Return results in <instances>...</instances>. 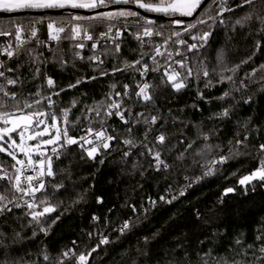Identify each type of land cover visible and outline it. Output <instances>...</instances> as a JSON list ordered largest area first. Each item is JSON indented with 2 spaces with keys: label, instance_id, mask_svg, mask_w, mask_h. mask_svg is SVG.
<instances>
[{
  "label": "trees",
  "instance_id": "16d2710c",
  "mask_svg": "<svg viewBox=\"0 0 264 264\" xmlns=\"http://www.w3.org/2000/svg\"><path fill=\"white\" fill-rule=\"evenodd\" d=\"M226 3L235 7L240 0H226ZM112 6L115 5H109L104 11H113L109 9ZM120 6L143 12L134 5ZM64 10L66 12L61 15L38 13L42 11L10 13L7 17H0V27L14 29L16 24H23L25 28L34 26L38 29L36 40L32 39L25 48L35 47L37 53H43L40 57L43 61L40 65L41 72L33 79L30 68L34 66L25 63L22 58L19 63L23 66L19 71L25 79L23 87L35 92L44 86L45 94H48L52 90L47 89L45 81L47 77H51L55 81V91L64 89L58 97H52L57 101V112L61 107H70L74 99L80 101L72 108L69 117L73 121L80 117L79 124L69 128V135L78 138L86 135V106L103 100L112 83L117 84L116 91L121 93L124 91V84L135 90L136 82L141 80L138 73H111L114 67L123 68L124 61L138 59L141 47L125 32L120 53L101 55L104 63L94 64L87 59L94 54L91 44H85L81 50L74 47L78 41L64 37L70 35L69 29L78 23L87 27L94 39H99V33L106 30V25L92 19L72 21L71 17L75 15L92 17L95 14L86 16L77 12L79 9ZM247 10L248 8H240L227 12L223 17V24L209 21L210 29L208 25H201L203 30H211L213 34L205 47L197 53V57L210 67L217 64L221 51L230 65L239 64L251 57L248 63L241 65L234 77L237 82L243 79L247 87L239 83H216L213 78L215 86L205 88L204 78L199 81L190 78L188 86L177 92L170 84L162 81V73L151 71L146 79L154 86V101L145 104L142 100L137 102L135 97L131 100L124 99L123 107L130 108L133 115L142 112L149 121L152 116L159 117L155 125H134L132 137L139 145L144 141L146 129L154 128L149 133L148 146H155L153 150L161 152V159L169 167L164 169L161 166L157 172L155 160L146 148L129 149L118 140L107 154L97 156L96 161L89 160L86 153H82L77 146H71L60 160L54 161L57 176L52 183L63 184L64 187L59 192L49 189L51 203L60 205L56 212L50 214L49 223L58 215L59 220L52 225L48 235L38 232L33 236L35 225L28 226L30 217L25 215L27 209L13 208L11 213L0 215V242L3 245L0 261L7 258L9 264H51L43 260V253H47L53 261L68 249H74L77 254H87L99 243V233L107 236L110 243L100 245L88 264H185L186 261L188 264H197L210 251L217 259L227 260L235 249L240 248L237 240L241 241L244 248L240 249L242 255L234 258H253V251L261 243L257 237L264 232V182L256 181L242 188L238 187V183L243 176L256 170L259 161L264 159L259 152L252 151L264 144V80H260V77H264V70L257 71L251 80L245 79L246 73L259 69L264 64V34L257 32L260 25L255 22L244 27L234 25L235 19ZM41 19L43 23H35ZM135 19L137 18L129 17L128 25ZM194 19L195 17L187 21ZM157 20L167 23L165 18ZM49 21L66 29L65 33H61V40L50 46L37 41L49 38ZM113 23L119 27L125 22L121 19ZM132 30L134 29L130 27L129 32ZM10 39L0 36V43ZM257 40L260 41L258 50ZM105 46L109 50L113 47L102 43L96 54L104 53ZM76 52H80L85 59L77 58ZM53 53H58L60 59H55ZM187 56L192 57V53H187ZM147 62L150 63V60ZM196 62V57H193L191 64L195 65ZM9 64L15 68L17 61L14 59ZM103 71L109 75L101 76ZM93 76L98 78L93 80ZM77 80L84 82L74 88L69 87L76 84ZM236 88L240 90L236 91ZM225 91H230L231 95L223 100L219 99ZM199 92L203 93V98ZM225 108L230 110L229 117L217 118V114ZM107 126L110 134L118 138L128 137V125H124L118 117L109 119ZM92 127L98 129L99 125L94 122ZM201 133L208 135L207 143L219 145L218 149H213L214 157L228 155V149L237 140H242L245 136L248 139L245 141L246 146H237L242 155L217 164L213 175L203 176L206 169L193 163V160H200V157L193 155L183 161L177 160L178 154L189 142L195 140L196 145L205 143ZM161 134L166 137L163 146L156 140ZM124 151L135 154L124 157ZM82 155L84 158H81ZM100 159L104 160L103 164L99 163ZM14 163L6 153H0V173L4 170L13 171L11 165ZM198 177L202 178L197 180ZM227 188H233L235 194L225 196ZM181 190H184L183 196L179 195ZM0 194L11 195L1 180ZM81 194L84 199L73 205L72 201ZM161 196L165 199L161 200ZM173 196L177 198L172 200ZM168 200L172 202L167 203ZM150 201H155V205ZM61 213L63 214L60 215ZM93 217H98V221H94ZM126 220L130 221V229L121 235L117 229ZM89 233L94 235L90 238ZM248 245H253V248L249 249ZM244 252H247L246 256L243 255Z\"/></svg>",
  "mask_w": 264,
  "mask_h": 264
},
{
  "label": "snow or ice",
  "instance_id": "6c2138e0",
  "mask_svg": "<svg viewBox=\"0 0 264 264\" xmlns=\"http://www.w3.org/2000/svg\"><path fill=\"white\" fill-rule=\"evenodd\" d=\"M134 5L135 8L143 10L145 13L154 14V17L143 16L138 11H133L130 8H120L113 11H100L92 17H83L75 15L71 17L72 21H81L84 19H92L99 21L106 25V30L99 33V39L94 40L93 35L89 34V29L80 24H74L70 29V35L64 37L66 39L80 41L81 37L88 41H93L91 49L94 54L87 57V59L97 65H102L104 60L101 55H115L119 54L121 50L122 37L125 32H128L133 39H135L141 47L139 58L131 62L124 61L123 68H113L111 74L116 72H130L138 73L141 80L136 82L135 90L130 89L128 84L123 85V93L116 91L117 84L110 85V91L105 94L101 101L94 102L91 106H86V113L84 119L88 120V127L86 128V135L81 137H73L69 135V128L76 127L79 124L80 117L74 121L69 117L72 113V108H75L80 101H71L70 107H61L57 112V101L53 100V96H59L61 91H55V81L51 77L46 78L47 89L52 90L45 94L44 86L38 88L35 92L26 90L23 85L25 79L20 74L19 69L23 66L19 61L23 58L25 63L33 65L30 68L33 79H36L41 72L40 57L43 53H37L35 47L25 48L24 45L30 43L32 39L37 38L38 29L36 27L25 28L23 24H16L14 29L0 27V36L10 37L8 42L0 43V56H6L7 60L0 59V153H6L15 161L11 165L14 170L11 174L7 170L3 171L0 179L5 180L6 190L11 192V195L0 194V215L11 213L13 208L25 207L28 211L25 215L30 217L28 226L33 229V236L38 232L48 235L52 225L59 220L60 216L51 219L49 223L50 214L56 212L59 204H53L50 200L49 189L59 192L64 185L59 183H52L55 181L57 172L54 171V161L60 160L62 155L66 154L71 146L75 145L81 149L82 153H86L89 160L96 161L97 156L107 154L112 147V142L117 141L122 143L127 148H146L148 153L153 156L155 160V167L157 170L167 169L169 165L161 159V152L154 151V147L148 146L149 133L154 131V128L148 127L145 131L144 141L137 145L135 138L132 137V127L136 124L143 123L145 125H155L158 116H152L149 121L144 113L132 114L130 108L123 107L124 99L131 100L135 97L136 101L142 100L145 104L154 101L152 89L153 85L147 82L146 77L149 71L161 72V79L165 84H170L171 87L179 92L188 86L190 78H195L199 81L201 78L205 79V88L214 87L213 78L216 83L224 84H237L247 87L243 79L237 82L234 77L236 76L242 64L249 62L251 57L241 61L239 64L230 65L221 51L217 57V64L209 66L197 57L201 48L209 42V37L213 34L211 30H203L201 25H208L209 21L225 23L222 19L225 11L234 12L236 9L248 8L243 15L235 19L234 25L244 27L253 22L258 23L260 27L257 29L259 34H264V0H240L239 4L235 7L229 6L226 0H209L205 5V0H0V12L3 13H16L25 11H43L53 9H100L108 8L109 5ZM204 5V7H201ZM215 5V7H213ZM250 6V7H249ZM199 10V11H198ZM129 17L137 18L128 25ZM155 17L165 18L167 23L158 22ZM195 17L192 21H186L183 18ZM124 20V24L117 26L114 21ZM35 23H43V20H38ZM232 25H230L231 27ZM134 30L129 32V28ZM115 28V32L113 29ZM49 32V39L59 42L61 40V33H65L64 26H58L56 22L49 21L47 23ZM155 38H159L158 40ZM100 40H110L113 47L107 49L102 54H96ZM189 40L196 41L189 43ZM44 44V41H38ZM169 45H180L186 49L188 53H192V57L183 55L180 51L173 52L169 49ZM75 48L83 49L85 44L77 42ZM257 50L260 48V41L256 42ZM147 48L148 50H144ZM181 56L180 60H174L173 56ZM55 59L59 60L58 53H53ZM75 56L81 60L85 59L80 52H76ZM163 58V63L157 58ZM196 57V64L192 65L191 61ZM147 58V59H146ZM17 61L15 68L11 67L9 61ZM150 60L153 67L149 68ZM66 63V61L64 62ZM139 65L140 67H137ZM183 71H178L177 67ZM264 70V64L260 65L259 69H253L252 72L245 74V79L251 80L256 76L257 71ZM101 76L109 75L108 72L103 71ZM166 77V80H164ZM98 77H91L95 80ZM264 80V77H260ZM82 80H77L76 84L69 87H76ZM236 88V91H239ZM203 98V93H198ZM231 95L230 91H225L219 99L223 100ZM119 98V99H117ZM250 99V98H249ZM246 103L248 101H245ZM94 114V115H93ZM230 110L225 108L222 112L217 114V118L223 119L229 117ZM113 116H116L128 125V137L118 138L116 135L108 133L107 122ZM96 123L99 128H93L92 124ZM16 134L15 137L13 134ZM205 143L203 145H196L193 140L187 144L182 152L177 156V160L183 161L188 156H198L200 160H193L206 170L203 176H211L215 173L216 165L223 164L229 159H234L242 155L237 146L245 145L248 137L242 140H237L233 147L228 149V155H219L214 157L212 155L213 149H218L219 145H212L207 143L209 137L207 134L201 133ZM131 137V138H129ZM17 138L18 141L17 142ZM158 144L163 146L166 137L161 134L156 137ZM35 142V143H31ZM183 143V141H181ZM194 145H196L194 147ZM246 146V145H245ZM252 151H257L264 156V144H261L258 149L253 148ZM124 157L134 155L131 151H124ZM21 157V158H18ZM81 158H84L83 155ZM203 161V163H201ZM99 163L103 164L104 160L100 159ZM48 178H51L50 180ZM202 177H198L197 180ZM252 181L264 182V159L259 161V166L251 174L243 176L239 180L240 185H248ZM10 186V188L8 187ZM189 187L191 185H188ZM233 188H227L225 194L233 192ZM184 190H181L179 195L183 196ZM177 197L173 196L172 200ZM84 199L81 194L72 204H78ZM161 200L165 197L161 196ZM172 200L166 201L171 203ZM154 206L155 201H150ZM11 205V207L9 206ZM135 211V208H133ZM61 213L60 215H62ZM98 217H93L94 221H98ZM130 229V221H125L122 226L117 229L121 235ZM19 235V234H17ZM91 238L94 234L89 233ZM99 243L85 254L84 252L76 253L74 249L63 251L59 257L54 261L47 253H43V260L51 262V264H88L89 257L92 253L96 252L100 245H107L110 243L107 236L99 233ZM147 239V238H146ZM257 239L261 243L252 253V259H235V256H241V250L244 245L240 240L236 243L240 248L235 249L229 255L227 260L217 259L210 251L201 257L197 264H264V232ZM75 244V242H73ZM249 249L253 245L247 246ZM3 251L2 242H0V252ZM257 252L259 253L257 255ZM244 256L247 252L243 253ZM0 264H9L7 258L0 261ZM17 264V262H13ZM185 264H188L186 261Z\"/></svg>",
  "mask_w": 264,
  "mask_h": 264
},
{
  "label": "built area",
  "instance_id": "2783aa9c",
  "mask_svg": "<svg viewBox=\"0 0 264 264\" xmlns=\"http://www.w3.org/2000/svg\"><path fill=\"white\" fill-rule=\"evenodd\" d=\"M228 11H225L224 13H223V16H222V19H224L223 17H224V15L227 13ZM33 40H36V38L35 39H33ZM94 40H97V39H94ZM37 41H44L45 43L44 44H46V45H48V46H50V45H54V44H57L58 42L57 41H53V40H50L49 38L48 39H37ZM78 42H83L84 44H92L93 43V41H88V40H85V39H83V36L81 37V39H80V41H78ZM196 41H191V40H189V43H195ZM110 44L111 46H113L112 45V43H111V41L109 40V41H107V40H100V44ZM24 47H25V45H24ZM169 49L170 50H172L173 52H175V51H180L183 55H185V56H187V51H186V49L185 48H183L182 46H180V45H169ZM202 49V48H201ZM200 49V50H201ZM0 59H3V60H7V57L6 56H0ZM158 60H160L161 61V63H163V58H160V57H158L157 58ZM173 59L174 60H180L181 59V56H179V55H174L173 56ZM151 67H153V65H152V63H151V61H150V63H149V68H151ZM177 67V70H179V67L178 66H176ZM162 69H161V72H155V73H162ZM149 73H151V71H149ZM109 133V132H108ZM110 134V133H109ZM14 171V170H13ZM13 171H11V172H8L9 174H11ZM156 171L158 172L159 170H157L156 169ZM0 175H3V171H1V173H0ZM5 185L7 184V182L5 181V180H2V179H0ZM186 181L188 180L187 178L185 179ZM9 188H10V186H8ZM10 207H11V205H10ZM20 209H26L25 207H21Z\"/></svg>",
  "mask_w": 264,
  "mask_h": 264
},
{
  "label": "water",
  "instance_id": "95a60500",
  "mask_svg": "<svg viewBox=\"0 0 264 264\" xmlns=\"http://www.w3.org/2000/svg\"><path fill=\"white\" fill-rule=\"evenodd\" d=\"M208 2H209V0H205V5H206ZM120 7H121L120 5H115V6H112L111 8H109V9H111V10H115V9H117V8H120ZM201 7H204V5H202ZM104 10H105L104 8H100V9L91 10V11L78 10L77 12H81L83 15L90 16V15H94V14H96L97 12L104 11ZM198 11H199V10H198ZM65 12H66V10H47V11H42V12H38V13L41 14V15H45V14H48V15H61V14H64ZM138 12H140V13L146 15V16H149V17H154L153 14L143 13V12H141V11H139V10H138ZM9 15H11V14H10V13H3V12H0V17H7V16H9ZM155 18H156V19H164L163 17H155ZM193 18H194V17H191V18H183V19H185V20L187 21V20H189V19H193ZM13 135H16V134L14 133ZM114 143H115V141L112 142V145H113ZM111 148H112V147H111ZM111 148L109 149V151L111 150ZM255 182H256V181H252V182H251L250 184H248V185H240V184L238 183V187H240V188H242V187H247V186H250V185L254 184ZM234 194H235V190H234L233 192H230V193H227V194H225V192H224V195H225V196H232V195H234ZM95 253H96V252L92 253V256H93ZM92 256L89 257V261H88V263L90 262Z\"/></svg>",
  "mask_w": 264,
  "mask_h": 264
},
{
  "label": "crops",
  "instance_id": "0c3cea01",
  "mask_svg": "<svg viewBox=\"0 0 264 264\" xmlns=\"http://www.w3.org/2000/svg\"><path fill=\"white\" fill-rule=\"evenodd\" d=\"M53 10H64V9H53ZM79 10L91 11V10H88V9H79ZM92 10H96V9H92Z\"/></svg>",
  "mask_w": 264,
  "mask_h": 264
},
{
  "label": "rangeland",
  "instance_id": "374dc122",
  "mask_svg": "<svg viewBox=\"0 0 264 264\" xmlns=\"http://www.w3.org/2000/svg\"><path fill=\"white\" fill-rule=\"evenodd\" d=\"M17 142H19V141H18V138H17ZM31 143H35V142H31ZM18 158H19V156H18Z\"/></svg>",
  "mask_w": 264,
  "mask_h": 264
}]
</instances>
